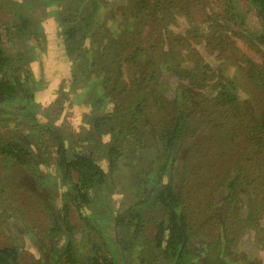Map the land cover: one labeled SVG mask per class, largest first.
<instances>
[{
  "label": "trees",
  "instance_id": "trees-1",
  "mask_svg": "<svg viewBox=\"0 0 264 264\" xmlns=\"http://www.w3.org/2000/svg\"><path fill=\"white\" fill-rule=\"evenodd\" d=\"M242 1L258 21L257 27L248 23L238 0H220L215 6L209 0H126L127 11L113 20V31L102 28L97 57L93 50L87 53L91 50L87 40L96 24L99 0L87 1L88 13L80 15V24L69 22L58 36H63L68 57L77 62L80 56L85 67L91 66L86 75L76 73L89 76L80 101L94 107L88 117L89 133L104 151L107 165L100 166L90 154L69 152L55 127L39 123L34 112L25 108L30 116L27 122L3 113L0 222L3 229L19 222L32 227L18 236L23 235L20 241L9 242L7 231L1 235L6 242H0V264H21L24 254L35 264H123V249L131 240H120V228L133 229L140 238L149 205L163 211V217L151 218L153 230L146 243L160 253L149 264L158 263L159 254L162 264H219L217 258L201 261L203 250L210 246L218 250L219 245L235 241V236L228 238L240 217L235 209L246 213L252 208L241 207V196L243 200L255 193L264 196V0ZM177 17L187 25L174 32L170 25ZM27 23L21 16L16 30L22 33ZM3 38L0 31V104H29L42 90L43 71L29 86L30 71L23 73L14 65L20 64V58L6 50ZM58 43L63 48L60 38ZM36 61L38 68L43 66L39 50ZM165 76L170 85L175 84L170 98L158 86ZM11 122L14 129L9 131ZM106 133L108 142L102 140ZM38 146L43 150L41 160ZM125 151L132 158H153L143 173L142 200L134 203L138 210L129 206L109 215L100 231V223L93 221L92 229L107 232L112 247L88 235L82 251L73 236L77 224L72 206L86 225L87 210L108 207L113 212L111 172L114 159ZM41 162L54 167L61 185L69 189L59 194L61 189L51 187L49 197H44L42 178L51 173L50 168H41ZM212 169L215 176L209 172ZM28 204L38 205L50 226L40 230L35 223L39 218Z\"/></svg>",
  "mask_w": 264,
  "mask_h": 264
},
{
  "label": "rangeland",
  "instance_id": "rangeland-1",
  "mask_svg": "<svg viewBox=\"0 0 264 264\" xmlns=\"http://www.w3.org/2000/svg\"><path fill=\"white\" fill-rule=\"evenodd\" d=\"M87 1L0 0V31L3 32V39L5 41L4 45L9 53H14V55L17 54L21 61L19 65H14L20 66V71L22 72L25 70L30 71L31 81L29 86L33 85L32 82L35 81L34 77L38 74V71H43L42 82H39L43 83V87L42 90L36 94L35 99L29 104L21 106L16 105L15 107L13 106L14 103L8 104V106H6V104H0V118L2 117V114L5 113L16 117L18 120L27 122L30 117L27 111L34 112L39 123H49L55 127L69 152L90 154L100 166L105 167L107 161L105 159L104 151L89 133L90 125L88 124V117L94 110V107L89 103L82 104L80 101L81 87L85 86L87 83L86 80L89 79V76L85 77L80 76V73H78L79 75L76 74L78 70L80 72L85 71L86 75L91 66L86 65L85 67L84 59L80 56L76 59L77 62L73 61L71 57H68L63 47V36H58L59 33H62V29L68 24L79 23L81 21L80 17H83L88 13L87 10L89 5H87ZM125 1L126 0H99V5L96 10L97 15L95 16L96 24L94 23L90 38L87 40L91 49L90 51L88 49V54L93 50V53L96 54L95 57L99 55L101 49L98 48V45L100 44L98 39L101 36L102 28L107 32H110V30L113 31V25L115 18L119 15L118 13L127 11ZM238 1L239 7L245 10L248 23L257 27L258 21L253 16L252 12L247 9V6L244 5L242 0ZM217 3H220V0H209V5L215 6ZM21 16L28 19L27 24H29V26L25 31L19 33L16 30V27L20 24ZM69 18L72 20L68 21ZM186 25L187 23L183 18L177 17L170 25V29L174 32H178ZM59 38L60 44L63 48H60L59 46ZM91 39H95L96 41H91ZM236 44L243 49L240 40H236ZM38 50L43 57V66L40 68H38V62L36 61ZM72 82L77 86H72ZM169 82L170 78L166 76L162 77L158 82L160 92L167 98L173 97L175 93V84L172 83L170 85ZM107 103L109 104L108 109H111L112 106H110L111 104L109 101H107ZM99 105V103L96 105V109H98ZM106 109L107 107H104V111ZM14 123L16 122L14 121ZM14 123L11 122V125L7 127L9 131L14 129ZM107 135V133L103 134L104 137L102 140L104 142L109 141ZM47 137L50 136L45 134V138ZM37 148L36 151L41 160L40 151L43 150H41L39 146ZM129 150H131V148ZM144 152L145 154L150 155V151ZM130 153V151H125L122 154L123 157H117L114 159L115 166L111 172V178L113 181L111 205L113 206V212L108 207H104V209L97 207L100 211L98 214L95 213L97 209H93V211L87 210L86 214L88 213L90 218H87V220L89 219L90 224L88 221L86 225L78 219L77 212L72 206V220L77 224L73 236L76 245H78L82 251L84 250L82 242L86 240L88 235L96 236V238L100 237L106 245L109 244V247H112L111 237L107 235V232L101 230V232L98 233L93 230L94 227H91L95 225L93 221L100 223V231V227L101 225L104 226L106 218L113 216V214L121 213L129 206H132L135 210L137 208L134 207V203L142 200L140 196L143 194L145 188L141 185L143 173L149 170L153 158L141 160L140 156L132 158V154ZM228 161L229 160L225 162L228 163ZM40 165L44 171H46L47 168H50L51 173V175L42 178L44 183L40 186L45 190L44 197H46V195L49 197V194H51V187H54L53 189L56 190L61 189L59 194L65 189H69L67 185H61L60 175L55 171L54 167L44 166L46 164L42 162ZM224 167L225 169L223 171L229 173V168L227 169V166ZM209 172L212 175L215 174L213 169ZM22 197H25V195L22 194ZM93 197L98 198V194H94ZM201 197H199V199H201ZM150 199H152V197H150ZM43 201L45 200L43 199ZM240 202L241 207L252 205V208L250 210H245L246 213L244 211L238 213L235 209V215L238 216V214H240V217L238 216L239 219L234 223L233 227L231 226L232 229L230 230L232 233L230 231L228 236L229 239L232 236H235V241L232 239L230 245H225V243H223L224 246H222V244L219 245L218 250L215 247L212 249V246L204 249L203 254L199 258L201 261H208L210 259L214 260V258H217L220 261L217 262L219 264H232L235 261V264H264V196H262V193H255L250 199L246 197L245 200H243L241 196ZM91 203L94 204L95 202L91 200ZM37 206L38 205L32 206L28 204V208H31V213H35V219L36 217L39 218V222L34 220L38 225V228L40 230L45 229L46 226H50L48 223L49 218L46 216L45 212L43 213L39 208L37 209ZM247 213L253 214L251 219L247 217ZM145 214L146 215L143 216V219L146 221V224L144 225L145 227L140 238L135 237L133 229L120 228L122 229L121 237H123L120 240H131V244H127L128 248L123 249L122 247L123 264H149V261L154 255L160 253L159 250L152 249V246L147 245L146 238L151 237L153 230L151 218L157 215L163 217V211H159V209H155L153 205H149V207L146 208ZM5 215L6 213L3 214V216ZM2 224L3 223L0 222V242H6V236L4 238L1 236L4 235L6 231L8 233L7 237L9 238V242H11L12 239H18L20 241L25 232L28 233L29 229L32 227L31 225L27 226L22 222H19L18 224L11 226L5 225L3 229ZM21 233L23 234L22 237L18 238ZM198 238L202 240L205 239L199 234ZM199 241L201 240H197V242ZM233 242H235L234 245ZM114 252L119 253L120 250L114 248ZM218 252H221V254L216 255ZM157 258L158 263L156 264L164 263L162 255L159 254ZM21 264H35V260L31 256L24 254L22 255Z\"/></svg>",
  "mask_w": 264,
  "mask_h": 264
}]
</instances>
